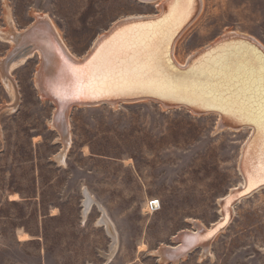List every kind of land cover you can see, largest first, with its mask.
Here are the masks:
<instances>
[{
  "label": "rangeland",
  "instance_id": "rangeland-1",
  "mask_svg": "<svg viewBox=\"0 0 264 264\" xmlns=\"http://www.w3.org/2000/svg\"><path fill=\"white\" fill-rule=\"evenodd\" d=\"M5 11L16 31L47 16L80 58L114 22L158 9L138 0H0V30L7 28ZM231 31L264 46V0H203L175 58L183 63ZM10 46L0 37V57ZM38 65L33 51L11 69L14 110L1 111L13 102L0 79V264H172L159 262L155 250L174 245L173 236L191 229L192 220L208 226L218 218V200L241 181L237 163L249 130L215 131L214 114L150 100L75 106L59 162L63 144L50 126L54 105L35 86ZM84 192L93 200L85 214ZM153 199L159 207L144 214ZM103 211L114 242L97 223ZM141 243L148 251H138ZM177 264H264V188L234 205L206 255L194 249Z\"/></svg>",
  "mask_w": 264,
  "mask_h": 264
},
{
  "label": "water",
  "instance_id": "water-1",
  "mask_svg": "<svg viewBox=\"0 0 264 264\" xmlns=\"http://www.w3.org/2000/svg\"><path fill=\"white\" fill-rule=\"evenodd\" d=\"M158 6L155 14L116 21L80 60L68 54L47 19H35L14 34L13 46L0 61V73L8 77L7 67L19 55L39 53L35 84L39 95L54 105L52 125L64 143L68 141L67 119L72 107L114 106L142 100L153 101L163 109L185 108L197 116L214 114L215 131L249 130L237 163L240 184L218 200L221 214L218 220L209 229L192 220L191 230H181L173 236L175 246L159 248L166 260L175 262L196 246L207 249L215 233L231 221L232 206L264 188L260 185L250 193L245 192L249 187L248 173H253V169H256L253 184L258 183L256 166L264 156V48L251 37L229 33L197 50L180 66L173 58V46L199 14L200 0H160ZM90 60L96 65L107 63L122 68L135 82L119 91L60 100L54 94L57 78H51L53 69L59 68L55 73L59 76L66 67L65 61L82 66Z\"/></svg>",
  "mask_w": 264,
  "mask_h": 264
},
{
  "label": "snow or ice",
  "instance_id": "snow-or-ice-1",
  "mask_svg": "<svg viewBox=\"0 0 264 264\" xmlns=\"http://www.w3.org/2000/svg\"><path fill=\"white\" fill-rule=\"evenodd\" d=\"M65 65L66 67L61 69L54 85V94L62 101L119 91L135 82L129 72L107 63L96 65L90 60L82 66H76L65 61ZM66 74L67 82H65ZM256 167L259 170L258 183L253 184V173L256 172V169H253V173H248L249 187L245 190L246 193H250L254 187L264 185V156L261 157L260 163ZM235 198L236 195H233L232 199ZM153 203L155 202L153 201ZM212 234L208 233L207 235Z\"/></svg>",
  "mask_w": 264,
  "mask_h": 264
},
{
  "label": "bare ground",
  "instance_id": "bare-ground-1",
  "mask_svg": "<svg viewBox=\"0 0 264 264\" xmlns=\"http://www.w3.org/2000/svg\"><path fill=\"white\" fill-rule=\"evenodd\" d=\"M137 1V0H136ZM139 1V0H138ZM159 2H160V0L159 1H155V3H156V8L159 10V6H158V4H159ZM202 8H203V0H200V11L202 10ZM6 10V9H5ZM200 11H199V13H200ZM149 15V14H148ZM199 15V14H198ZM198 15H197V17H198ZM135 16H140V15H135ZM141 16H143V15H141ZM129 17V16H128ZM196 17V18H197ZM40 18H45V19H47L48 20V22H49V24L51 25V27L55 30V32L57 33V31H56V29H55V27L53 26V24L51 23V21L49 20V18L47 17V16H45V15H36V19H40ZM195 18V19H196ZM9 20H11L10 19V17H9V13L8 12H6L5 11V21H6V23H7V28L6 29H4V30H0V37L2 38V39H5L6 41H8V42H10V44H11V46H13V38H14V34L15 33H19V32H21V31H16V29L14 30L12 27H11V23H10V21ZM195 21V20H194ZM194 21L183 31V33L179 36V38L176 40V42H175V44H174V46H173V58H174V60L180 65V66H183L184 64H185V62L187 61V59L193 54V53H195V52H193V53H191V54H189L187 57H186V59L184 60V62L183 63H179L178 62V60L175 58V55H174V49H175V46H176V44H177V42L179 41V39L182 37V35L187 31V29H189V27L190 26H192V24L194 23ZM115 23V22H114ZM229 33H237V34H241V35H245V36H248V37H251V38H253L256 42H258V44H260L263 48H264V46L257 40V39H255V37H252V36H250V35H248L247 33H243V32H237V31H231V32H226V33H224L223 35H225V34H229ZM103 34V33H102ZM100 36V35H99ZM98 36V37H99ZM97 37V38H98ZM96 38V39H97ZM60 39V38H59ZM95 39V40H96ZM61 40V39H60ZM95 40L93 41V43L95 42ZM216 40V39H215ZM211 42H213V41H211ZM61 43L63 44V46L65 47V49H66V51L68 52V54H70L73 58H75V59H77V60H80L82 57H80V58H77V57H75L69 50H68V48L65 46V44L62 42V40H61ZM93 43L91 44V46L93 45ZM10 46V47H11ZM91 46H90V48H91ZM200 49V48H199ZM38 55H39V53H38ZM31 56V54H28V55H19V57H17V58H14L13 60H12V62H10V64L8 65V67H7V74H8V77H5V76H3L1 73H0V79H1V82L7 87V89H8V91H9V93H10V95H11V97H12V104H8L7 106L5 105V107H2L1 108V111H5V110H9V109H11V110H14L15 109V100H16V90H15V86H14V83H13V78H11V75H10V73H11V69L12 68H14L15 66H17L18 64H20L21 62H23L25 59H27L28 57H30ZM3 59V57H0V61ZM39 60H40V56H39ZM37 70V69H36ZM59 71V68H54L53 69V72H52V74H51V78H57L58 79V76H57V74H55L56 73V71ZM58 71H57V73H58ZM53 74H55V75H53ZM57 79H56V81H57ZM36 86V85H35ZM39 93V92H38ZM43 98V97H42ZM41 98V99H42ZM11 105L13 106V107H11ZM118 105V104H117ZM112 107H114V106H112ZM70 111V110H69ZM50 126L51 127H54L52 124H50ZM226 129V128H225ZM56 130V129H55ZM231 130V129H230ZM60 135V134H59ZM67 136H68V134H67ZM39 139V138H38ZM58 140L59 141H61L62 142V140H61V136H60V138L58 137ZM68 141L66 142V143H64V142H62V146H63V149L61 150V152L58 154V156H56L55 158L60 162L61 160H60V158L62 157V155H63V153H64V151H65V149H66V147H67V145H68ZM65 145V146H64ZM83 151H84V153L85 154H89V150H88V148L86 147V146H84L83 147ZM126 164H129V163H131V161L130 160H125L124 161ZM240 184V183H239ZM237 185V184H236ZM235 185V186H236ZM228 193V192H227ZM84 196H85V199H84V201H83V206H84V211H83V214H85V212H88V209H89V207H90V205L93 203V200L86 194V192H84ZM222 198V197H221ZM245 198V197H244ZM243 198H241V199H239L237 202H240L241 200H242ZM156 201L157 200H155V203L153 204V205H155L156 204ZM236 202V203H237ZM157 205V204H156ZM154 206V208L153 207H151V205H150V200H147L146 201V203L144 204V206H143V209H142V212L145 214V213H151L154 209H156L157 208V206ZM218 207H219V204H218ZM101 210V209H100ZM220 209L218 208V218L221 216V214H220V211H219ZM53 211L56 213V209L54 208L53 209ZM102 211V210H101ZM233 213H234V205L232 206V215H233ZM102 217L100 218V220L97 222V223H99V224H102L104 227H105V230H106V232H107V234L108 235H110L111 237H112V239H113V242L115 241V232H114V230H113V227H112V225H111V223H110V221L107 219V217H106V215H105V213H104V211L102 212ZM233 217V216H232ZM218 218L215 220V221H217L218 220ZM214 221V222H215ZM200 224V223H199ZM212 224V223H211ZM211 224H209L208 226H206V225H203V224H200L203 228H205V229H209L210 228V226H211ZM192 229V228H191ZM191 229H188V230H191ZM221 231H217L216 233H215V236H214V238L220 233ZM213 238V239H214ZM116 243V242H115ZM176 244L174 243V245H172V246H175ZM114 246V245H113ZM112 246V247H113ZM163 247V246H162ZM167 247H170V245L169 246H167ZM114 248V247H113ZM160 248V247H159ZM159 248L157 249V250H155V252H154V254L157 256V258H158V261L159 262H161V263H168V262H171V261H169V260H166V255H165V253L164 254H162V253H160L159 252ZM112 249V248H111ZM194 249H198L199 250V254L201 253V256L202 255H206V252H207V250H208V248L207 249H205V250H203L200 246H196L195 248H193L192 250H194ZM192 250H190V252L192 251ZM138 251L139 252H146V251H148V249H147V245L145 244V243H141L139 246H138ZM189 253V252H188ZM113 254V250H111L110 251V254H107V255H105V256H107V258H109L111 255ZM211 255V254H210ZM179 261V260H178ZM172 264H177V261H175V262H171Z\"/></svg>",
  "mask_w": 264,
  "mask_h": 264
},
{
  "label": "built area",
  "instance_id": "built-area-1",
  "mask_svg": "<svg viewBox=\"0 0 264 264\" xmlns=\"http://www.w3.org/2000/svg\"><path fill=\"white\" fill-rule=\"evenodd\" d=\"M155 200H156V199H153L152 202H150V205H151V207H153V208H154V206H155L156 204H157L156 206L159 207V205H158V204H159V203H158V200L156 201V204L153 205V204H154L153 201L155 202ZM155 210H156V209H155Z\"/></svg>",
  "mask_w": 264,
  "mask_h": 264
},
{
  "label": "flooded vegetation",
  "instance_id": "flooded-vegetation-1",
  "mask_svg": "<svg viewBox=\"0 0 264 264\" xmlns=\"http://www.w3.org/2000/svg\"><path fill=\"white\" fill-rule=\"evenodd\" d=\"M155 210V209H154Z\"/></svg>",
  "mask_w": 264,
  "mask_h": 264
}]
</instances>
